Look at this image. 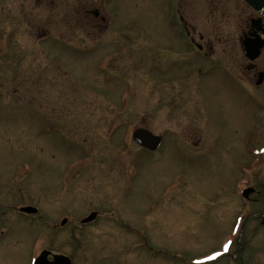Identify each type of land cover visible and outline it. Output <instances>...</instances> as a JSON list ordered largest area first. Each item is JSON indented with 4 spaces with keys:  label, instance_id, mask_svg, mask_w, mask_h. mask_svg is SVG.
Returning a JSON list of instances; mask_svg holds the SVG:
<instances>
[{
    "label": "rangeland",
    "instance_id": "rangeland-1",
    "mask_svg": "<svg viewBox=\"0 0 264 264\" xmlns=\"http://www.w3.org/2000/svg\"><path fill=\"white\" fill-rule=\"evenodd\" d=\"M169 1L0 0V27L13 59L0 67V264H29L43 236L42 246L72 264H264V224H258L264 165L249 154L264 138V116L254 112L264 106V80L257 83L245 70L234 40L224 41L226 33L234 38L239 32L235 19L225 23L233 20L228 29L222 22L223 33L215 31L217 17L205 0H179V7L195 25L196 39L205 36L208 54H177L166 19ZM94 8L106 21L86 12ZM44 28L51 40L38 44ZM86 40L99 43L86 55L59 43ZM123 46L128 50L112 67L113 81L103 83L94 69L97 57ZM43 48L48 57H42ZM154 52L164 63L158 70L151 64ZM191 70L196 74L187 81ZM124 87L133 92L127 113L117 109ZM36 110L50 113L73 142L46 136ZM108 120L166 133L162 151L141 154L126 193L125 157L117 154V140L102 137ZM210 140L211 152L203 157ZM86 147L94 163L69 189H60L61 179L68 181L77 169L66 163ZM138 153L133 146L131 154ZM175 172L182 174L172 177ZM254 172L258 182L242 204L233 195L237 177L250 179ZM181 184L171 196L172 185ZM19 202L37 208L34 217L11 209ZM90 206L99 216L79 225L77 218ZM240 209L254 215L237 245L234 217ZM63 212L71 220L51 233L47 216ZM147 248L161 253L151 255Z\"/></svg>",
    "mask_w": 264,
    "mask_h": 264
},
{
    "label": "flooded vegetation",
    "instance_id": "flooded-vegetation-1",
    "mask_svg": "<svg viewBox=\"0 0 264 264\" xmlns=\"http://www.w3.org/2000/svg\"><path fill=\"white\" fill-rule=\"evenodd\" d=\"M40 1H45V0H40ZM205 3L210 9V14H212V16L217 17L216 22L219 24V26L215 28V31L221 32V28L219 27L222 24V22L225 28L228 29L229 26L231 28L232 24H234L233 20L235 19L236 25L233 27L235 30L237 28L239 32L236 33L234 38H232L230 33H226L225 35H223L225 37L224 41L227 43L233 40L235 41L234 45L238 50V53L237 52L236 53L242 57L241 58L243 61L242 64L244 65L245 70H247L251 76L253 77L255 76V80L257 81L259 75L261 73L264 74V14L260 13L257 9H255L247 0H234V3L232 0H205ZM185 6L186 8L189 7L188 4H185ZM86 12L92 13L93 19L95 21L99 19L101 21H106V17L104 16V14L100 13L98 8H94L92 10L86 9ZM181 13L182 10H180L179 7V0H170L169 3L167 2L166 19L169 27L171 26V29H173L174 36L177 41V43L174 44V47H176L177 50V54L182 53L184 55V53H186L188 49H197L198 51H204V54H208L206 49L209 47V45L206 41L205 36L198 33L197 34L198 40H197L195 34L198 31L195 25L192 22H189L183 14L181 15ZM232 18H233L232 22L226 25L225 23H228L229 20L231 21ZM6 33L7 31L3 30V28L0 27V67L7 66L8 64H11L13 61L11 57V46L9 44V37L8 34ZM36 37H37L36 43L38 44L41 43L44 44L51 40V34L49 33L48 30H46V28H44V30L38 33ZM248 40L252 41L255 46L259 47V53L257 57H255L254 59H249L245 52V47H246L245 42ZM86 41L78 45H73L74 44L73 42H59V43H62L65 49H69L79 55H86L97 49L99 45L97 41L94 42L92 41L90 44L88 43V41L87 42ZM234 45L233 43H231L230 46L234 47ZM127 50H128L127 47L124 46L120 48H112L110 50L105 51L104 53H102L97 57L95 61L94 69L96 73L102 75L103 83L108 84L111 81H113L114 75L112 73V67L115 64V62L121 58L123 54L127 53ZM156 53L157 52H154V55L152 56L151 64L154 69L158 70L162 68V64L164 63L162 59L158 55H156ZM41 55L42 57H48L50 55L49 49L43 48L41 50ZM178 57H175L174 58L175 60L173 59V61H177L179 59ZM211 67L212 66L208 68ZM195 74L196 71L191 70L190 72H187L185 79L189 81V79L192 78ZM175 79L178 78H172L173 81ZM263 80H264V76L262 81ZM132 94L133 92H131L129 89L125 87L124 89L119 91V95L117 96V102H118L117 109L119 110V112L127 113L130 106L129 104H131L132 101V97H133ZM129 100L130 103L128 104ZM259 109L263 110L264 106L259 107ZM35 112L39 113L40 116L44 118V121L46 123L44 128V134L46 136L47 135L57 136L62 142H66L68 146L69 144H71V142H73V138L65 131L63 126L60 125L50 113L43 112L41 110H36ZM133 124L134 123H132L131 121L108 120L105 124V128L102 133L103 134L102 137L106 142H112L114 140H117L116 146L118 147V150L122 151L117 154L121 158L125 157L123 158L124 159L123 166L125 165L124 170L122 167V170L124 171L122 178L123 180L122 191L124 193L127 192L130 182L129 169L131 167V160H132L131 129ZM139 127L145 128L151 131L152 133L159 135L161 137L160 145H162L160 150H159L160 147L159 145L158 149L154 152L146 148L136 146L137 149L141 151L140 157L141 154L143 155L144 153L147 155L149 154L153 155V154H158L160 151H162V148L165 146V142H166L165 131L161 130L159 132H154L146 125H141ZM175 140L176 139H174V141ZM211 147H212V143L210 140L209 143L201 150L200 155L203 157L207 156L211 152ZM95 159H96L95 155L91 148L89 147L83 148L81 155L77 156L74 159H71L66 163V165L68 164L69 166L68 169H70L71 167L77 164L78 160L80 161L76 171H74V173H72V171L69 172L71 175L70 177L68 176L69 179L68 181L63 182V178L61 179V183L59 184L60 189H64V190L69 189L73 185L75 179L81 176L83 172H85L90 166H92ZM126 160H127V164L125 162ZM181 174L182 173L180 172H175L173 173L172 177L176 176L178 178ZM176 190L177 188L175 186L172 189L171 193H173ZM19 206H17L16 208V205L13 204L12 209L20 213L22 216H24V218L34 217L36 212H33L31 214L20 212ZM62 214L71 215V213L68 212H63ZM58 216L56 215L54 218L51 216H47V217L50 220L55 221V225H56L57 223L56 220L59 219ZM39 218H41V216H39L38 219ZM49 259H51V257H49Z\"/></svg>",
    "mask_w": 264,
    "mask_h": 264
},
{
    "label": "water",
    "instance_id": "water-1",
    "mask_svg": "<svg viewBox=\"0 0 264 264\" xmlns=\"http://www.w3.org/2000/svg\"><path fill=\"white\" fill-rule=\"evenodd\" d=\"M262 2H264V0H262ZM263 76H264V74L261 73L260 76H259V78H258V80H257V83H261L262 82ZM135 136L138 137V139H139V137H140V131H137L136 134H135ZM252 191H253L252 188L247 189L244 192L245 197H248L249 194ZM23 210L24 211H27V212H33V211H35V208H33V207H25V208H23ZM49 254H50L49 251H43L41 253V255L39 256V258L37 259L36 264H71L70 258L67 257V256H65V255H61V254H54L53 255V260L48 261L47 260V256Z\"/></svg>",
    "mask_w": 264,
    "mask_h": 264
},
{
    "label": "bare ground",
    "instance_id": "bare-ground-1",
    "mask_svg": "<svg viewBox=\"0 0 264 264\" xmlns=\"http://www.w3.org/2000/svg\"><path fill=\"white\" fill-rule=\"evenodd\" d=\"M130 99H131V98H130ZM129 102H130V101H129ZM129 102H128V104H129ZM161 146H162V145H160L159 150H160ZM159 150H158V151H159ZM136 177H137V176H136ZM185 181H186V180H185ZM185 181H183V183H184ZM74 182H75V181H74ZM183 183H182V184H183ZM71 184H72V183H71ZM182 184L180 185V187L177 188V190H179V189L181 188ZM70 186H71V185H70ZM177 190H176V191H177ZM176 191H174L173 193H171V195H173ZM170 197H171V196H169V197L167 198L166 202L169 200ZM166 202H165V203H166ZM156 212H158V209H157ZM94 221H95V220H94ZM94 221H93V222H94ZM0 240H1V238H0Z\"/></svg>",
    "mask_w": 264,
    "mask_h": 264
}]
</instances>
